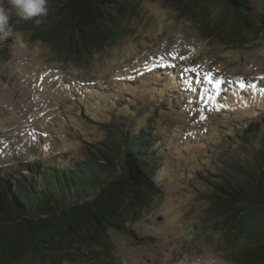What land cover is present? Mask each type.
<instances>
[{
	"label": "trees",
	"instance_id": "obj_1",
	"mask_svg": "<svg viewBox=\"0 0 264 264\" xmlns=\"http://www.w3.org/2000/svg\"><path fill=\"white\" fill-rule=\"evenodd\" d=\"M142 1L48 0V15L34 27L59 56L86 62L94 51L123 35ZM167 1L182 13L191 11L221 40L241 42L264 31V11L252 0ZM30 26L32 20L24 24ZM13 42V36L0 41V56L11 53ZM174 67L153 72L151 99L135 92L137 79L122 80L123 88L76 85L73 97L90 93L91 100L100 97L112 105L109 119L94 120L102 136L82 134L76 157L51 152L0 165V264H111L117 247L110 232L119 231L136 242L154 238L138 233L134 225L164 193L169 155L165 139L171 136L158 123L159 106L181 99L180 91L203 94L213 89L209 80L202 82L194 72ZM218 93L254 102L256 113L264 110V79L237 76ZM81 106L79 115L91 120L93 114ZM239 121L244 124L232 132L237 131L253 153L238 158L231 172L219 174L212 190L201 196L206 206L199 232L221 247L225 264H264V115ZM195 250L185 248L174 264H207Z\"/></svg>",
	"mask_w": 264,
	"mask_h": 264
},
{
	"label": "rangeland",
	"instance_id": "obj_2",
	"mask_svg": "<svg viewBox=\"0 0 264 264\" xmlns=\"http://www.w3.org/2000/svg\"><path fill=\"white\" fill-rule=\"evenodd\" d=\"M252 1L264 11V0ZM16 20H11L15 26L11 53L0 56V165L5 167L51 152L76 157L82 134L102 136L94 120L109 119L112 105L100 97L91 100L90 93L73 97L76 85L123 88L122 80L137 79L135 92L151 99L155 96L149 85L159 67L190 70L202 82L212 75L213 89L208 87L203 94L180 91L181 99L166 108L159 106L158 123L171 136L165 139L169 155L164 162V193L134 225L138 233L154 238L136 242L119 231L110 232L117 247L111 264H174L185 248H197L207 264H225L221 247L200 237L206 206L201 196L212 190L219 174L231 172L238 158L253 153L251 145L232 131L244 124L239 120L264 115V110L256 113L254 102L218 90L237 76L264 79V31L241 42L221 40L208 33L191 11L182 13L167 0H143L119 39L79 62L59 56L36 31L35 19L30 28H24L27 21ZM79 103L90 110L93 121L79 115Z\"/></svg>",
	"mask_w": 264,
	"mask_h": 264
},
{
	"label": "clouds",
	"instance_id": "obj_3",
	"mask_svg": "<svg viewBox=\"0 0 264 264\" xmlns=\"http://www.w3.org/2000/svg\"><path fill=\"white\" fill-rule=\"evenodd\" d=\"M48 0H0V41L12 37L14 25L13 17L17 20L41 23L40 17L48 15ZM16 20V21H17Z\"/></svg>",
	"mask_w": 264,
	"mask_h": 264
},
{
	"label": "snow or ice",
	"instance_id": "obj_4",
	"mask_svg": "<svg viewBox=\"0 0 264 264\" xmlns=\"http://www.w3.org/2000/svg\"><path fill=\"white\" fill-rule=\"evenodd\" d=\"M192 70L195 71V68H193ZM206 78L209 80V82H212V75L211 74H207Z\"/></svg>",
	"mask_w": 264,
	"mask_h": 264
}]
</instances>
